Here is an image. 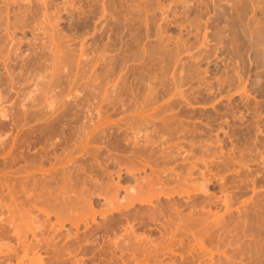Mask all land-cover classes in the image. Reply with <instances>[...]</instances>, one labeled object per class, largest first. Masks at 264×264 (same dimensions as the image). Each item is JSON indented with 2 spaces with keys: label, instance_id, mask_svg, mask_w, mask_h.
Returning <instances> with one entry per match:
<instances>
[{
  "label": "rangeland",
  "instance_id": "374dc122",
  "mask_svg": "<svg viewBox=\"0 0 264 264\" xmlns=\"http://www.w3.org/2000/svg\"><path fill=\"white\" fill-rule=\"evenodd\" d=\"M0 264H264V0H0Z\"/></svg>",
  "mask_w": 264,
  "mask_h": 264
},
{
  "label": "bare ground",
  "instance_id": "6f19581e",
  "mask_svg": "<svg viewBox=\"0 0 264 264\" xmlns=\"http://www.w3.org/2000/svg\"><path fill=\"white\" fill-rule=\"evenodd\" d=\"M47 1V0H46ZM45 3V2H44ZM133 117V116H132ZM148 121V120H147ZM136 122V121H135ZM143 123V122H142ZM137 128V127H136ZM141 128H143V126L141 127ZM152 128V127H151ZM139 129V128H138ZM134 130H136L135 128H134ZM140 130V129H139ZM149 133V132H148ZM147 133V134H148ZM140 135V134H139ZM147 144V143H146ZM150 144V143H149ZM145 145V144H144ZM133 150V149H132ZM153 186V185H152ZM148 189H150V188H148ZM117 194V193H116ZM142 194V193H141ZM142 196V195H141ZM114 197L115 196H113V199H114ZM139 197V196H138ZM112 201V200H111ZM116 201V200H115ZM24 248H25V246H24ZM29 249V248H28ZM11 251V250H10ZM29 251V250H28ZM27 250H25L24 252H28ZM9 252V251H8ZM25 254H28V253H25ZM28 256V255H27ZM26 255H25V257L24 258H26L27 257ZM29 257V256H28ZM26 260V259H25ZM22 262H24L23 260H22ZM38 262V261H37Z\"/></svg>",
  "mask_w": 264,
  "mask_h": 264
}]
</instances>
